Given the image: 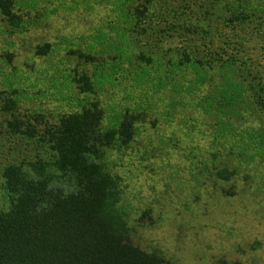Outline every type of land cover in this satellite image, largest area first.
<instances>
[{"label":"rangeland","instance_id":"rangeland-1","mask_svg":"<svg viewBox=\"0 0 264 264\" xmlns=\"http://www.w3.org/2000/svg\"><path fill=\"white\" fill-rule=\"evenodd\" d=\"M169 3L181 22L206 25L205 38L169 33L144 38L142 47L165 59L182 49L213 63L238 59L242 119L221 127L203 108L222 94L217 70L199 85L190 78L136 89L124 80L83 93L72 75L97 71L78 52L95 56L101 33L117 38L110 0H34L18 7L22 31L0 13V211L9 208L5 169L52 162L46 129L83 102H100L109 119L120 112L138 119L130 147L111 148L103 161L119 181L135 246L166 264H264V159L231 156L221 134L228 127L264 134V0Z\"/></svg>","mask_w":264,"mask_h":264},{"label":"trees","instance_id":"trees-1","mask_svg":"<svg viewBox=\"0 0 264 264\" xmlns=\"http://www.w3.org/2000/svg\"><path fill=\"white\" fill-rule=\"evenodd\" d=\"M33 1L0 0V13L22 31L18 7L33 8ZM110 3L117 38L101 33L102 49L95 56L78 52L97 71L94 77L72 75L83 93L124 80L136 89L190 78L199 85L217 70L224 81L222 94L203 108L221 119V127L225 120L242 119L244 83L238 79L242 71L238 59L213 63L204 61L203 53L185 49L171 51L173 55L165 59L153 51L146 53L141 45L144 38L169 33L205 38L206 25L181 22L169 0ZM137 120L130 112L109 119L100 102H83L78 111L46 129L44 140L55 152L52 162H25L5 169L9 208L0 211V264H166L159 253L133 244L127 216L120 209L119 181L103 163L108 150L128 148L134 142ZM228 129L221 134L231 145V156L264 159L263 133Z\"/></svg>","mask_w":264,"mask_h":264}]
</instances>
